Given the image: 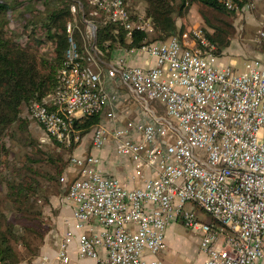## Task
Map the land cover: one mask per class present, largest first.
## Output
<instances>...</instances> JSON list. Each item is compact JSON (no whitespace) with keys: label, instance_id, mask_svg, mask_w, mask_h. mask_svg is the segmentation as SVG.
Returning <instances> with one entry per match:
<instances>
[{"label":"built area","instance_id":"obj_1","mask_svg":"<svg viewBox=\"0 0 264 264\" xmlns=\"http://www.w3.org/2000/svg\"><path fill=\"white\" fill-rule=\"evenodd\" d=\"M217 1L242 18L255 14L260 4L257 43L262 54L245 62L242 72L236 71L235 62L221 61L205 27L125 49L129 56L148 55L155 61L152 67L131 66L119 58L102 72L95 69V47L82 57L73 26L67 24L69 47L56 91L31 101L30 117L59 145L70 148L80 141L73 121L102 114L110 103L105 77L129 86L146 104V115L112 133L102 125L92 131L98 151L112 134L115 154L131 161L138 187L104 175L95 154L70 158L76 175L67 200L74 210L56 255L60 263L69 264V247L76 242L79 256L97 264H168L158 255L168 250L166 234L176 222L200 236L204 264L264 260V0ZM88 4L91 10L84 20L92 41L94 19L123 25L129 39L134 32L155 34L145 15L133 18L127 0ZM79 10L81 4L71 7L75 14ZM156 102L166 105L167 117L149 108ZM188 204L220 226L185 210Z\"/></svg>","mask_w":264,"mask_h":264},{"label":"trees","instance_id":"obj_2","mask_svg":"<svg viewBox=\"0 0 264 264\" xmlns=\"http://www.w3.org/2000/svg\"><path fill=\"white\" fill-rule=\"evenodd\" d=\"M42 1L54 9L49 10L41 22L33 23L34 28L40 24L39 28L44 30L46 38L56 44L51 57L41 55L32 47H22L7 34L8 14L18 7L0 0V192L3 193V199H0V264L31 262L39 255L53 225L52 216H56L44 211V206L49 205L50 196L53 195L50 193L52 184L56 183L59 187L57 192L62 198L68 196L71 184L64 191L60 189V178L66 168L63 158L41 147V143L28 132L30 121L23 118L22 114L31 101H41L56 91L58 74L64 66L69 47L67 23L73 17L71 7L74 3L83 6V10L78 11L83 26L84 17L91 7L88 0ZM141 1L146 5L145 17L154 24L156 36L134 32L132 39H129L123 25H104L99 19H94L97 25L96 38L89 48L95 47L109 62L119 49L141 48L146 43L181 35L185 29L179 28L177 21L184 18L194 5L199 6L207 27L215 31L214 35L207 33V36L218 51L229 48L238 32L234 25L238 12L226 9L217 0ZM161 32L167 35L163 37ZM75 34L78 35V31ZM40 43L41 40L35 41L37 46ZM77 45L80 55L85 57L86 48L82 44ZM101 122V114L74 120L72 128L80 141L70 148L79 146L82 139ZM16 140L28 152L22 161L12 157V149L8 146L9 141ZM44 164L49 165L52 171L47 172ZM209 224L215 228L220 226L213 218Z\"/></svg>","mask_w":264,"mask_h":264},{"label":"rangeland","instance_id":"obj_3","mask_svg":"<svg viewBox=\"0 0 264 264\" xmlns=\"http://www.w3.org/2000/svg\"><path fill=\"white\" fill-rule=\"evenodd\" d=\"M10 2L12 5H16L18 7L15 11H12L8 14V25L6 27V32L9 36L13 37L14 40L19 43L22 47L25 48H34L37 50L38 53L41 55L51 57L54 54V49L56 47V44L46 38V34L43 29L39 28L40 24L35 26L34 28V21L41 22V19H43L46 14L49 12V10H53L52 5L48 6L45 5V2L42 0H5ZM48 1V0H45ZM53 1V0H50ZM55 2V1H54ZM129 11L132 14L133 18H138L139 16L145 15V8L146 5L141 0H127ZM76 6L80 5L79 3H74ZM256 13L251 15L249 18H242L241 15H238V17L235 19L234 25L238 32L235 33V36L233 37V40L231 42V46L224 51L220 52L217 48V54L221 57V61L229 65L230 62L236 63V71L242 72L245 68V62L248 60L255 58V52H259L260 48L258 45V39H257V29L259 22L261 20L260 18V7L256 9ZM72 19L68 22L71 23L73 26L72 36L74 42L77 44H82L84 48H86L85 52L87 50H90V45L92 46V40L88 38L89 35V26L85 23V26H83L82 22L79 18V12L76 14L72 12ZM251 18V19H250ZM67 23V24H68ZM36 24V23H35ZM177 25L179 28L184 27L185 31L189 29H194L198 27H205L210 35H214L215 31L211 28L207 27L205 21L203 20L201 14H200V8L197 5H194L191 7L190 11L186 14L184 18L178 19ZM29 26V27H28ZM78 27L76 30L75 28ZM76 31H78V35L75 34ZM76 37H75V35ZM161 35H164L165 37L167 34L161 32ZM157 35H159L157 33ZM156 36L155 34L151 37ZM42 41V44L40 43V46L35 44V41ZM44 40H46L44 42ZM78 46V45H77ZM79 48V47H78ZM96 63H95V69L97 67L103 72L107 69H109V64L112 63L111 61L104 60V55L97 52L96 55ZM133 107L131 108L133 114L138 112L140 115H146L145 108L146 104L142 102V100L136 101L133 99ZM149 108L152 111H155L158 116L160 117H167V108L164 103L156 102L149 105ZM22 117L30 121L28 132L31 133L32 137L41 143V147L45 149L46 151H52L53 155H56V157L63 158L66 168L65 172L62 175V177H67L68 182H61L60 178V189L66 190L67 186L71 181L75 178V172H71L70 168V158L74 155L82 154L77 149L78 145H74L73 148H65L61 145H59L53 138L49 137L44 130L42 126H40L36 121H34L30 117V113L28 110V106L25 107L23 110ZM148 117H151L150 115ZM149 120H153V118H149ZM91 134V133H90ZM88 134L84 137V140H86V143L88 146H91V136ZM21 136V135H20ZM18 136V137H20ZM8 146L10 149H12V157L16 161H22L24 159V154L28 153L26 148H23V145L19 140L16 141H9ZM48 151V152H49ZM91 154V151H86L84 154ZM45 170L47 172H51L52 168L44 164ZM59 187H57L56 183L52 184L51 188V195L50 196V203L49 205L44 206V211L46 214L53 215L56 214L58 209L61 208L62 204H64V198L58 194ZM49 196V195H48ZM0 199H3V193L0 192ZM185 210H193L195 214L201 218L202 220L206 222L211 221V216L204 213L198 206H193L191 204H188L185 206ZM180 223V222H179ZM181 227V233L184 237L192 238L193 234L191 231L185 229L182 223L179 224ZM198 236V235H197Z\"/></svg>","mask_w":264,"mask_h":264},{"label":"crops","instance_id":"obj_4","mask_svg":"<svg viewBox=\"0 0 264 264\" xmlns=\"http://www.w3.org/2000/svg\"><path fill=\"white\" fill-rule=\"evenodd\" d=\"M254 53L255 57H260L262 54L261 50L259 52L254 51ZM119 58H125L127 64L131 66L152 67L155 65L154 59L148 55L129 56L126 54L125 49L117 50L112 63L109 65L112 66ZM103 86L109 96L110 103L101 114L102 126L108 128L112 133L113 130L124 126L128 121L140 119L138 110L134 114L131 111L134 105L133 99L138 101L139 97L129 86L122 84L118 78L110 79L109 77H105ZM110 113H112L113 117L115 116L114 119L109 117ZM90 136L91 146H88L83 138L77 147V150L82 154L74 156L83 157L90 155L84 154V152L91 151V154H95L101 159L99 167L104 175L118 178L123 183L130 184V187H138L139 184L134 180V166L131 161L118 158L115 154V143L112 134L101 151L93 148L92 132ZM64 201V204L56 212V216H52L53 225L46 235L39 255L31 262H22L20 264H62L56 259V255L63 239L65 222L72 218L74 210L73 204L67 200V197H64ZM179 224V222L173 223L168 228L166 234L168 250L158 255V258L168 264H204L205 255L201 251L200 236L195 234L192 238L184 237ZM68 253L71 259L69 264H97L95 260L79 256L76 242L70 245ZM258 264H264V260L259 261Z\"/></svg>","mask_w":264,"mask_h":264}]
</instances>
